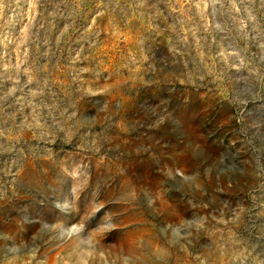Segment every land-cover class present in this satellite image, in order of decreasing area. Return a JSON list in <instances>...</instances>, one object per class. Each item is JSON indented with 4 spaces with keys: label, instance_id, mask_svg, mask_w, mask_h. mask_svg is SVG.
<instances>
[{
    "label": "rangeland",
    "instance_id": "374dc122",
    "mask_svg": "<svg viewBox=\"0 0 264 264\" xmlns=\"http://www.w3.org/2000/svg\"><path fill=\"white\" fill-rule=\"evenodd\" d=\"M0 264H264V0H0Z\"/></svg>",
    "mask_w": 264,
    "mask_h": 264
}]
</instances>
